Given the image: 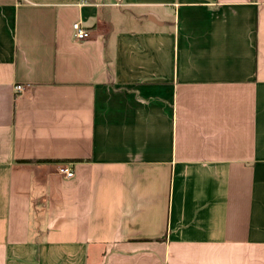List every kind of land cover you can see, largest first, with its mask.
Instances as JSON below:
<instances>
[{
  "label": "crops",
  "instance_id": "obj_1",
  "mask_svg": "<svg viewBox=\"0 0 264 264\" xmlns=\"http://www.w3.org/2000/svg\"><path fill=\"white\" fill-rule=\"evenodd\" d=\"M0 264H264V0H0Z\"/></svg>",
  "mask_w": 264,
  "mask_h": 264
},
{
  "label": "built area",
  "instance_id": "obj_2",
  "mask_svg": "<svg viewBox=\"0 0 264 264\" xmlns=\"http://www.w3.org/2000/svg\"><path fill=\"white\" fill-rule=\"evenodd\" d=\"M72 37L75 41L81 42L88 40L91 37V34L88 30L83 28L80 23H74L72 25ZM16 92L20 93L24 90V87L21 85L14 86ZM58 173L65 178H71L73 172L68 165H61L58 168Z\"/></svg>",
  "mask_w": 264,
  "mask_h": 264
},
{
  "label": "rangeland",
  "instance_id": "obj_3",
  "mask_svg": "<svg viewBox=\"0 0 264 264\" xmlns=\"http://www.w3.org/2000/svg\"><path fill=\"white\" fill-rule=\"evenodd\" d=\"M167 12H168V15L171 16V12H170V10H168ZM126 15H130V14L127 12ZM132 22H133V21H130V18L127 16L126 26H128V27H132V26H133Z\"/></svg>",
  "mask_w": 264,
  "mask_h": 264
},
{
  "label": "trees",
  "instance_id": "obj_4",
  "mask_svg": "<svg viewBox=\"0 0 264 264\" xmlns=\"http://www.w3.org/2000/svg\"><path fill=\"white\" fill-rule=\"evenodd\" d=\"M41 160H39L38 162H40ZM20 162H26V161H20Z\"/></svg>",
  "mask_w": 264,
  "mask_h": 264
}]
</instances>
